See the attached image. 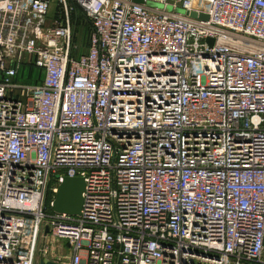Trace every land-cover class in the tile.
I'll use <instances>...</instances> for the list:
<instances>
[{"label":"built area","instance_id":"2783aa9c","mask_svg":"<svg viewBox=\"0 0 264 264\" xmlns=\"http://www.w3.org/2000/svg\"><path fill=\"white\" fill-rule=\"evenodd\" d=\"M139 1L0 0V264H264V0Z\"/></svg>","mask_w":264,"mask_h":264},{"label":"water","instance_id":"95a60500","mask_svg":"<svg viewBox=\"0 0 264 264\" xmlns=\"http://www.w3.org/2000/svg\"><path fill=\"white\" fill-rule=\"evenodd\" d=\"M140 3L141 1L135 0ZM190 17L194 18V13H187ZM200 19H206V16H199ZM208 43L211 45L212 40L208 39ZM85 183L82 178L79 177H64L62 183L57 187L54 199L52 201V211L58 214L78 215L82 206V193L84 192ZM47 232V229L45 230ZM39 264H56L53 261L43 260L39 261Z\"/></svg>","mask_w":264,"mask_h":264},{"label":"rangeland","instance_id":"374dc122","mask_svg":"<svg viewBox=\"0 0 264 264\" xmlns=\"http://www.w3.org/2000/svg\"><path fill=\"white\" fill-rule=\"evenodd\" d=\"M167 9L169 11H172V9L170 7H168ZM176 12H178L180 14H183V11L180 10V9H177ZM77 19H78V26L76 28V36H75V44L77 45V50L74 51V53H73V56L75 58H78L80 55L86 53V51H87V43H88V39H87V36H88V25L82 20L83 19L82 15H77ZM27 66H29V65H23L21 67V69L24 67V72H25L26 69H27ZM20 72L21 71H19L18 77L20 75ZM25 76L23 74V79L22 78H16L14 80V82L16 84H30L31 81H29L27 79L24 80V78H26ZM38 79H40L39 75H37V80L34 81V82H38V83H33V84H39L40 80H38ZM61 242L64 244V241H60V243ZM40 260H41L40 257L37 255V257L35 259V264H39ZM60 261H62V262L64 261L65 262L66 259L64 258V259H61Z\"/></svg>","mask_w":264,"mask_h":264},{"label":"trees","instance_id":"16d2710c","mask_svg":"<svg viewBox=\"0 0 264 264\" xmlns=\"http://www.w3.org/2000/svg\"><path fill=\"white\" fill-rule=\"evenodd\" d=\"M88 33H89V28H88ZM87 39H88V36H87ZM20 71H21L20 72V75L17 78H22L23 79V74H24V76L26 75L25 76L26 78H24V80L27 79V80L31 81L30 84H33V83H38V82H34V81L37 80V75H39L40 76V79H38V80L41 81V73H40V71H38L33 66H27V69H26L25 72H24V67ZM49 199H50V196H49Z\"/></svg>","mask_w":264,"mask_h":264}]
</instances>
